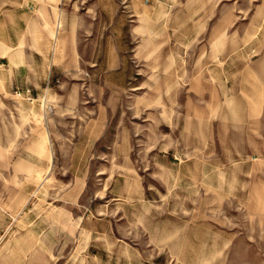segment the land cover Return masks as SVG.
Here are the masks:
<instances>
[{
	"label": "rangeland",
	"instance_id": "374dc122",
	"mask_svg": "<svg viewBox=\"0 0 264 264\" xmlns=\"http://www.w3.org/2000/svg\"><path fill=\"white\" fill-rule=\"evenodd\" d=\"M0 264H264V0H0Z\"/></svg>",
	"mask_w": 264,
	"mask_h": 264
}]
</instances>
